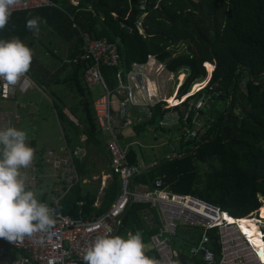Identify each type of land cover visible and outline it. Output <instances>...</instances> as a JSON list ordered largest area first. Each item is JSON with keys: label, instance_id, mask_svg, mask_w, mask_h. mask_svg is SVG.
Masks as SVG:
<instances>
[{"label": "trees", "instance_id": "16d2710c", "mask_svg": "<svg viewBox=\"0 0 264 264\" xmlns=\"http://www.w3.org/2000/svg\"><path fill=\"white\" fill-rule=\"evenodd\" d=\"M53 2L56 7L12 11L7 25L0 29V39L19 37L29 46L33 32L26 28V21L40 17L41 24L47 25L68 47L65 60L59 58L61 67L51 79L45 77L34 56L27 73L45 87L64 84L73 93V104L66 106L53 92L57 97L54 110L68 150L75 154L82 146L81 137L86 136L111 163L93 102L89 100V88L82 79L90 63L72 62L81 53L79 33H86L95 40L117 43L126 71L132 63L145 62L152 55L167 71L179 73L171 89L177 92L180 86L177 99L201 89L181 102L175 92L168 104L161 101L151 106L149 121L134 126L136 134L144 125L157 126L162 114L170 109L177 111L180 121L183 107L205 92L202 88L210 82L221 91L213 97L214 102H230L218 110L211 100L208 112L214 122L206 137L191 141L181 137L177 156L156 160L155 166L133 178L132 186L152 189L162 179L163 187L173 193L191 194L235 217L250 219L258 213L264 219V0H79L77 6L67 0ZM116 72L117 69L102 67L111 89L118 85ZM61 73H65L62 79ZM126 156L129 163H137L132 147ZM75 164L81 180L62 197L60 208L73 217H97L119 193L117 176L114 175V186L105 194V201L97 207L96 195L85 191L81 184L90 174L87 162L76 157ZM79 200L81 205L77 204ZM160 226L156 209L131 203L115 235L127 238L129 231H140L144 243H148ZM209 235L218 261L216 230ZM172 244L180 264H207L174 240ZM152 253L148 251L154 258Z\"/></svg>", "mask_w": 264, "mask_h": 264}, {"label": "built area", "instance_id": "2783aa9c", "mask_svg": "<svg viewBox=\"0 0 264 264\" xmlns=\"http://www.w3.org/2000/svg\"><path fill=\"white\" fill-rule=\"evenodd\" d=\"M67 1L77 6L79 0ZM45 7H56V4L53 0H20L13 11ZM72 27L76 28L74 25ZM79 39L82 43L81 53L73 58L72 62L74 64L83 62L88 65L90 63L83 73V83L88 88L100 84L106 92L93 101V109L101 131L113 136L108 143V148L112 173L118 178L119 193L108 209L97 217H73L64 213L59 202L64 194L80 181L75 164L77 155L70 151L63 154L49 151L43 155L34 150L35 155L31 165L21 170L28 188L36 187L41 176H53L62 184L61 191L55 190L57 193L52 196L49 203H46L58 213L54 229L56 235L49 240L44 234H36L31 238L26 237L22 243L0 237L5 246L21 252L19 259L7 264H83L81 257L97 235L107 230H111V233L115 235L120 225L118 219L131 203L146 204L158 211L161 226L149 239L152 255L158 264H180L172 244V237L175 236L178 226L203 229L195 246L189 250V254L207 264H264V255L261 254V249L256 247L253 236L251 237L246 230H243L238 222V219L245 218L232 216L191 194L173 193L163 187L162 179H158L152 189H137L132 186L133 178L143 171V165L129 163L126 156L127 148H123L116 132L122 123L125 126L132 124L131 118L127 115L131 106H153L161 101L168 104L164 94L157 95L159 86L157 79L161 77L162 85H166L173 80V73L166 71L165 65L152 55L145 62L132 63L131 69L126 71L121 62L117 43L108 39L95 40L86 33H79ZM102 67L117 69L115 77L118 85L114 89L109 88L102 74ZM161 72L167 74L161 76ZM149 83H152L151 87ZM32 86L33 83L28 74L21 77L14 85L0 79V129L9 126L17 129L21 127L24 122L21 114L3 107L2 104L12 103L15 107L19 106L18 96L26 94ZM217 88L216 83L210 82L202 88L206 89L205 92L183 107L180 127L184 141L200 140L202 136L206 137L209 133L214 118L207 115L206 121H203L202 109L210 105L214 96L218 97L221 94ZM114 95L118 97L117 103L113 99ZM115 104H117V112H115ZM229 104L230 102H226V106ZM176 156L174 153L167 159ZM44 171L46 173H43ZM77 204L81 205L82 201L79 200ZM256 214L258 219V213ZM254 218L256 216L248 220ZM261 226L263 223L259 222L260 239L264 244V230L261 231ZM212 230H216L217 246L220 252L218 261L209 235ZM0 252H4L3 249ZM145 253L148 255L146 251Z\"/></svg>", "mask_w": 264, "mask_h": 264}, {"label": "clouds", "instance_id": "9594fccd", "mask_svg": "<svg viewBox=\"0 0 264 264\" xmlns=\"http://www.w3.org/2000/svg\"><path fill=\"white\" fill-rule=\"evenodd\" d=\"M20 0H0V29H3ZM40 17H31L26 28L39 34ZM31 48L19 37L0 39V79L14 85L25 76L31 66ZM27 132L9 126L0 129V237L23 242L36 234L49 240L56 235L55 209L38 200L29 189L22 169L28 168L34 158V148L28 144ZM43 243V237L41 238ZM83 264H158L145 253L140 231L128 232L127 238L107 230L96 236L81 257Z\"/></svg>", "mask_w": 264, "mask_h": 264}, {"label": "rangeland", "instance_id": "374dc122", "mask_svg": "<svg viewBox=\"0 0 264 264\" xmlns=\"http://www.w3.org/2000/svg\"><path fill=\"white\" fill-rule=\"evenodd\" d=\"M28 44L32 50L33 56L38 60L40 67L43 68L45 77L51 79L61 67L59 58L65 60L68 47L59 38H57L54 33L51 32L47 25L44 24H40L39 34H33L30 37V42ZM53 55L58 56V58ZM178 74H174L173 80L168 82L165 91L166 96L172 94L171 87ZM64 75L65 73H61L59 78L62 79ZM28 77L31 79L33 86L26 94L18 96L17 100L19 102V106L15 107L12 103H4L2 106L19 112L24 119V122H28L30 129L35 131L34 140L26 142L30 144L36 152L47 153L49 151H53L56 154H63L66 152L65 143L54 110V101H57V97L53 95V92H55L57 96L63 100V103L66 106L73 104V93L69 90V88L64 86V84L53 83L51 87H45L37 82L31 74H28ZM199 90L195 92H198ZM89 91V100L91 102L99 99L106 93L100 84L89 88ZM113 99L116 100L117 103L118 97L116 95L113 96ZM76 101H78V99ZM211 102L215 103L218 110H223L226 106V103L221 100H216L214 102V98ZM115 108H117V104H115ZM209 108L210 105L205 106L203 109L208 111ZM132 109L133 107L129 110L127 115L132 119V121H134L135 116ZM201 118L203 121H206V117L201 116ZM180 138L181 131L176 126L170 127L169 132H163L160 134V137L155 139L152 137L150 132V126L144 125L142 131L139 134H136L131 140L134 141L132 148L138 154L139 159L143 163L148 164L151 160L158 161L163 159L164 155L170 151L168 142H166L167 140H170L171 144H177ZM43 173H46V171ZM61 186V182L55 177L41 176L38 185L31 188V190L36 193L38 200L43 203H49L52 196L57 193L55 190L61 191ZM42 195H44V199H42ZM261 201L264 202V199L261 198ZM255 216L257 218V214ZM262 223L263 226H261V231L264 230V221H262ZM177 230V237L173 236L172 242L174 240L176 245L186 247V249H188V253L189 250L195 246L196 241L203 232L202 228H188L181 226H178ZM189 239L193 240L191 241ZM2 246L4 245L2 244Z\"/></svg>", "mask_w": 264, "mask_h": 264}, {"label": "crops", "instance_id": "0c3cea01", "mask_svg": "<svg viewBox=\"0 0 264 264\" xmlns=\"http://www.w3.org/2000/svg\"><path fill=\"white\" fill-rule=\"evenodd\" d=\"M185 72H186V75H188V71H185ZM161 74H162L161 76H165L167 73L161 72ZM157 84L159 85L157 87V92H158L157 95H163V94L165 95L166 94L165 93L166 86H167L168 82L166 85L164 84L165 85V87H164V85H162V79H161V77H159L157 79ZM178 89H179V87H178ZM178 89H177V91H178ZM173 91H174V93H173ZM171 92H172V94L169 95L168 97H170L172 100V96L175 94L176 90H172ZM191 94H188V95L184 94V96L182 95L183 99L181 96V98L178 101L181 102L182 100H184L186 97H188ZM165 97H167V96L165 95ZM210 106H211V104H210ZM132 107H133L132 112L135 116L134 121H132V119H131L132 124L129 126H125L122 123L121 126L119 127L118 131L116 132L118 134L119 142L121 143L123 148H127V150H128V148L132 147V145L134 144V141L131 140L136 135V132L134 130V126L145 124L149 121V118H150V107L151 106L133 105V106H131V108ZM115 112H117V108H115ZM207 115H209V112L205 110L203 112V116L207 117ZM23 121H24V119H23ZM57 121H58V119H57ZM156 125L158 126V128H155L157 126H153L152 124L150 126V132L152 134V137L155 139L160 137L161 133L166 132V131L169 132L170 127H173V126H176L181 131L180 121L178 119V113L174 109H170V110L164 112L162 114V118L160 119V121L157 122ZM18 129H20V128H18ZM60 131H61V129H60ZM102 135H103V138L105 139V141L108 145L109 141L113 138L112 134L102 132ZM181 137H182V135H181ZM166 142H168V147H169L170 151L164 155L163 158H165V159H167L168 156H171L172 154L176 153V149L178 148V143L177 144L176 143L171 144L170 140H167ZM64 143H65V141H64ZM81 143H82V146L80 148L76 149L75 154L77 155V157L80 160H85L87 162L88 167L90 168L89 176L85 180H82L81 184L83 186V189H85V191H89V192L96 195L94 205L97 207H100L103 204V202L105 201V194L107 193V191L110 188H112L114 186L115 176L112 173L110 161L106 160L104 158V156L101 154V152L99 150H97V148L92 146L90 144V142L87 141L86 136L81 137ZM65 151H69L68 148L66 147V144H65ZM41 154L44 155V153H41ZM137 163L143 165V171H144L147 168L149 169V168L155 166L157 162H156V160L155 161L151 160L150 163L145 164L139 159V156L137 154ZM137 163H135V164H137ZM117 180H118V178H117ZM134 187H136L137 189L147 188L145 186H134ZM42 196H44V195H42ZM160 225H161V222H160ZM2 244L4 245V243H2V241L0 240V251H1V249H3V251H4V252H0V264H7V263H9L15 259L20 258V256H21L20 251H17L15 249H12V248L7 247L5 245L2 246ZM144 244H145V251L148 254V251L151 250V247L149 245V242L144 243Z\"/></svg>", "mask_w": 264, "mask_h": 264}, {"label": "bare ground", "instance_id": "6f19581e", "mask_svg": "<svg viewBox=\"0 0 264 264\" xmlns=\"http://www.w3.org/2000/svg\"><path fill=\"white\" fill-rule=\"evenodd\" d=\"M150 87L152 86V83H149ZM167 102H171V98L167 96ZM228 217V216H227ZM239 223H240V226L243 230H246L250 236L252 237L253 236V241L256 245V247L260 248L261 249V234L259 232V222H262V220L264 219H261L260 217L257 218H254L253 220H248V219H238Z\"/></svg>", "mask_w": 264, "mask_h": 264}, {"label": "water", "instance_id": "95a60500", "mask_svg": "<svg viewBox=\"0 0 264 264\" xmlns=\"http://www.w3.org/2000/svg\"><path fill=\"white\" fill-rule=\"evenodd\" d=\"M213 65H214V64H213ZM214 67H215V65H214ZM240 98H241V101H243L244 95L241 94V95H240ZM20 129H24V130H26V132H27V136H28V139H29L28 141H33V140H34L35 131L32 130V129H30V127H29V123H28V122H23V124L21 125ZM124 214H125V211H124V212L121 214V216L119 217V219H118L119 223L121 222V220H122ZM117 230H118V229H116L115 234H116Z\"/></svg>", "mask_w": 264, "mask_h": 264}, {"label": "snow or ice", "instance_id": "6c2138e0", "mask_svg": "<svg viewBox=\"0 0 264 264\" xmlns=\"http://www.w3.org/2000/svg\"><path fill=\"white\" fill-rule=\"evenodd\" d=\"M261 254L264 255V244H261Z\"/></svg>", "mask_w": 264, "mask_h": 264}]
</instances>
